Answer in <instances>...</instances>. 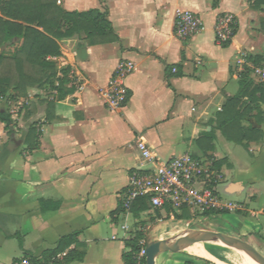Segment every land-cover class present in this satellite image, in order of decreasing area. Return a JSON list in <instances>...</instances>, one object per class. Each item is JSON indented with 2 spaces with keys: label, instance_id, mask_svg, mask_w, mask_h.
Here are the masks:
<instances>
[{
  "label": "crops",
  "instance_id": "0c3cea01",
  "mask_svg": "<svg viewBox=\"0 0 264 264\" xmlns=\"http://www.w3.org/2000/svg\"><path fill=\"white\" fill-rule=\"evenodd\" d=\"M57 5L67 12H106L118 41L92 45L84 36L59 41L54 88H27L26 97L15 101L18 109L26 107L14 119L17 126L7 133L0 123V264H28L25 253L39 256L74 232L87 248L82 262L71 264H123L125 242L136 233L148 243L172 241L188 231L173 229L174 222L186 220L166 210L116 216L129 174L143 165L139 138L163 161L189 154L222 162L218 186L229 196L245 195L238 202L244 210L230 214L264 216V205L248 209L264 195V178L252 174L255 166H264V107L242 122L260 121L262 139L247 147L228 142L216 123L226 100L239 95L240 75L263 84L240 61L264 65V0H58ZM183 11L196 14L203 30L181 42L173 29ZM225 13L235 17L237 31L223 47L215 43L214 26ZM19 46L20 41L5 44L0 53L11 55ZM123 59L135 69L125 81L126 104L112 112L100 90ZM233 168L236 174L227 178ZM206 231L239 238L264 257L259 223ZM197 244L204 256L192 254L191 246L162 253L155 264H232L239 255L220 244Z\"/></svg>",
  "mask_w": 264,
  "mask_h": 264
},
{
  "label": "trees",
  "instance_id": "16d2710c",
  "mask_svg": "<svg viewBox=\"0 0 264 264\" xmlns=\"http://www.w3.org/2000/svg\"><path fill=\"white\" fill-rule=\"evenodd\" d=\"M58 0H0V49L5 44L20 41V46L11 55L0 53V98L23 99L27 88L41 89L46 85L54 88L56 66L48 58L60 55L59 41L84 36L89 44L117 42L106 12L88 10L85 12H67L57 5ZM236 22V20H235ZM237 25L233 28V36ZM230 43V42H229ZM224 44L223 47L229 45ZM255 65H260L254 59ZM61 84V83H60ZM59 84V86H60ZM239 95L230 97L224 103L221 112L216 117L217 128L228 141L247 147L250 142H259L262 132L258 129L260 121L255 117L253 123L243 126L242 122L254 110L257 115L264 107V84L254 83L247 74L240 75ZM12 92V94H9ZM244 98L245 101H244ZM24 105L18 110L17 117L24 116ZM0 123L4 130L11 133L17 126L9 112L0 109ZM32 129V128H30ZM210 137V133L206 134ZM214 168L219 170L222 162L214 160ZM149 208L146 200L135 202L130 212L138 216ZM121 201L115 211L116 216L124 213ZM169 213L170 210L166 209ZM225 212L209 210L202 213L204 218H213ZM176 220H188L191 217L183 211ZM79 232L62 237L55 247L43 251L39 256L25 253L24 260L28 264H71L82 262L86 244L78 241ZM142 234L136 233L125 242L128 249L122 255L123 264H134V256L138 251V242ZM72 247V248H71ZM65 254L61 260L59 256Z\"/></svg>",
  "mask_w": 264,
  "mask_h": 264
},
{
  "label": "built area",
  "instance_id": "2783aa9c",
  "mask_svg": "<svg viewBox=\"0 0 264 264\" xmlns=\"http://www.w3.org/2000/svg\"><path fill=\"white\" fill-rule=\"evenodd\" d=\"M235 17L230 13L221 14L216 18L214 26L215 43L223 46L233 38ZM203 30L201 19L190 11L178 12L174 21V36L184 42ZM52 61L53 58H48ZM264 84V65H255L244 57L240 61ZM134 63L130 60H120L105 87L100 90L103 105L109 111L121 109L128 100L125 81L134 72ZM176 72V69H172ZM18 108L10 111L11 117L17 116ZM136 149L143 165L131 171L128 183L121 194V205L125 212L139 201L146 200L153 211L170 210L181 215L188 212L193 219L205 211L216 210L225 213L243 211V206L238 202L223 201L217 192L221 181V172L214 168L213 161L209 162L193 158L189 154L172 158L167 161L158 159L142 140L138 139ZM146 240L138 242V251L134 256V264H145Z\"/></svg>",
  "mask_w": 264,
  "mask_h": 264
},
{
  "label": "rangeland",
  "instance_id": "374dc122",
  "mask_svg": "<svg viewBox=\"0 0 264 264\" xmlns=\"http://www.w3.org/2000/svg\"><path fill=\"white\" fill-rule=\"evenodd\" d=\"M264 67V66H263ZM17 103V102H16ZM14 101H11L9 98H5V100L1 101L0 103V109L7 111L10 113V111L15 110L19 108V105L16 104ZM15 118L12 117V120L14 121ZM180 156V155H178ZM251 158L250 156H248ZM209 159H206L205 161H208ZM236 168L229 169L226 171L227 173V178H229L232 175L236 174ZM252 174L258 178H264V166L261 164H258V166H255L252 169ZM262 186V185H261ZM263 187V186H262ZM224 185L218 186L217 190L222 198L223 201L227 202H243L245 199V195L243 194L242 196H229L224 192ZM264 188V187H263ZM264 205V195L260 197V201L258 202V205H250L249 210L254 209V210H259L261 206ZM132 220H128L127 224L130 226L132 225ZM176 225H173L172 228H182L186 230H218L222 231L223 227H225L226 224H229L231 226L235 227H240L242 224L245 225H252L254 223H259L262 226H264V216L259 215L256 218L251 217L249 214H242L240 216L235 215V214H230V213H223L217 216L216 218H211L207 220H202V217L196 216L193 219L190 218L186 220L185 222H174ZM149 236H151V233H149ZM254 248V247H253ZM202 249V248H201ZM189 250V249H188ZM203 250V249H202ZM239 255H236L233 257V263L232 264H242L244 262V256L242 255L241 252H238Z\"/></svg>",
  "mask_w": 264,
  "mask_h": 264
},
{
  "label": "water",
  "instance_id": "95a60500",
  "mask_svg": "<svg viewBox=\"0 0 264 264\" xmlns=\"http://www.w3.org/2000/svg\"><path fill=\"white\" fill-rule=\"evenodd\" d=\"M197 243H215L236 250H243L256 264H264V257L247 242L224 233L206 230H188L172 241H150L145 247V264H155V258L165 252L177 253Z\"/></svg>",
  "mask_w": 264,
  "mask_h": 264
},
{
  "label": "bare ground",
  "instance_id": "6f19581e",
  "mask_svg": "<svg viewBox=\"0 0 264 264\" xmlns=\"http://www.w3.org/2000/svg\"><path fill=\"white\" fill-rule=\"evenodd\" d=\"M189 251L197 256L205 255L204 251L201 249V246L199 244H195L194 246H192ZM238 252H241L242 255L245 257L244 262L242 264H256L249 258V256L243 250H238Z\"/></svg>",
  "mask_w": 264,
  "mask_h": 264
}]
</instances>
